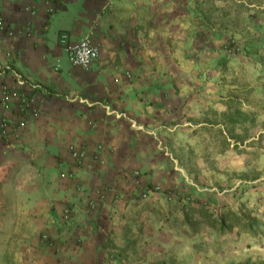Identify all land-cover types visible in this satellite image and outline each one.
<instances>
[{
    "label": "crops",
    "instance_id": "obj_1",
    "mask_svg": "<svg viewBox=\"0 0 264 264\" xmlns=\"http://www.w3.org/2000/svg\"><path fill=\"white\" fill-rule=\"evenodd\" d=\"M192 12V0H0V63L45 87L23 88L32 101L25 115L18 93L0 109L29 120L0 136V264H126L110 254L113 243L127 246L111 232L135 226L140 193L170 176L166 155L178 164L180 146L199 135L204 160L218 158L209 151H220L212 130L227 133L228 96L216 78L224 49L208 45L220 28L204 30L207 14ZM64 33L99 46L91 68L69 62ZM247 58L229 56L233 66ZM72 145L86 152L81 161ZM257 254L264 264V243L249 264Z\"/></svg>",
    "mask_w": 264,
    "mask_h": 264
},
{
    "label": "rangeland",
    "instance_id": "obj_2",
    "mask_svg": "<svg viewBox=\"0 0 264 264\" xmlns=\"http://www.w3.org/2000/svg\"><path fill=\"white\" fill-rule=\"evenodd\" d=\"M261 6L264 0H192L194 17L207 14L208 28L204 30L211 33L214 27L220 28L221 33L212 35L208 45L224 49L220 57L223 76L213 77L224 80L227 110L240 109L247 115L235 129L223 115L227 133L220 127L212 130L211 137H218L220 151L215 154L210 150L209 157L216 159L204 160L207 151L199 135L190 148L180 146V164L175 162L174 166L172 156L161 146V153L169 154L166 157L170 176L159 184L147 185L140 193L134 227L126 233L111 232L116 239H125L127 246L113 243L110 254H123L126 264H221L222 257L224 264H249L251 258L248 261L247 254L258 252L264 243V7ZM199 22V19L193 22V33L200 29ZM244 37L248 38L247 48ZM215 38L220 43H214ZM234 53L248 56L237 61L242 67L230 64L229 56ZM230 84L236 87L231 90ZM233 132L244 139L232 137ZM259 256L263 255L257 254L253 264L262 262Z\"/></svg>",
    "mask_w": 264,
    "mask_h": 264
},
{
    "label": "built area",
    "instance_id": "obj_3",
    "mask_svg": "<svg viewBox=\"0 0 264 264\" xmlns=\"http://www.w3.org/2000/svg\"><path fill=\"white\" fill-rule=\"evenodd\" d=\"M5 29L6 24L4 20L0 18V32L5 31ZM61 43L65 49L69 62L73 66L89 69L100 56L99 46L93 42L90 36H85L80 40L73 41L70 40L66 33H64L61 35ZM10 75L14 80L13 85H10L7 82H2L0 84L3 93L2 98H0V109H11L9 95L11 93H18L20 96L17 107L18 112L25 115V112L30 109L32 101L28 94L22 92L23 88L28 86L31 90L35 91L45 89V87L43 83L35 81L23 72L16 70L10 62L4 64L0 63V78H6ZM28 123L29 120H27L26 117L14 120L9 115H2L0 116V136H8L12 132L17 133L19 129L26 127ZM71 151L78 161H81L86 155L84 150H81L74 145L71 146ZM68 215L69 211L67 210L66 216L68 217Z\"/></svg>",
    "mask_w": 264,
    "mask_h": 264
},
{
    "label": "trees",
    "instance_id": "obj_4",
    "mask_svg": "<svg viewBox=\"0 0 264 264\" xmlns=\"http://www.w3.org/2000/svg\"><path fill=\"white\" fill-rule=\"evenodd\" d=\"M223 115H224L225 119L227 120V121L225 120L226 123H229V124L232 126V128L235 129L236 124L243 122V121H242V118H243L244 116H246L247 113L243 112V111L240 110V109H236V110H234V111L232 112V111L230 110V108H229L228 110H226V111L224 112ZM233 129H231V130H233ZM231 135H232V137L237 138V140H239V139H240V140H243V139H244V137H243L242 135H240V134H235V132H233V134L231 133Z\"/></svg>",
    "mask_w": 264,
    "mask_h": 264
}]
</instances>
